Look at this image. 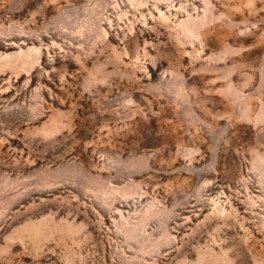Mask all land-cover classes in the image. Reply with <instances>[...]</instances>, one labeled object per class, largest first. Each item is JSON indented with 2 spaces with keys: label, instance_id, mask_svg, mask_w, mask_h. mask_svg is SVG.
Listing matches in <instances>:
<instances>
[{
  "label": "rangeland",
  "instance_id": "rangeland-1",
  "mask_svg": "<svg viewBox=\"0 0 264 264\" xmlns=\"http://www.w3.org/2000/svg\"><path fill=\"white\" fill-rule=\"evenodd\" d=\"M0 264H264V0H0Z\"/></svg>",
  "mask_w": 264,
  "mask_h": 264
}]
</instances>
